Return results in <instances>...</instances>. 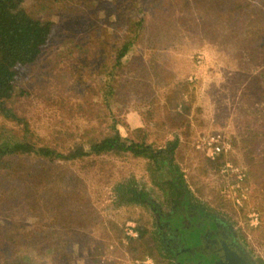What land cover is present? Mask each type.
<instances>
[{"label":"rangeland","instance_id":"obj_1","mask_svg":"<svg viewBox=\"0 0 264 264\" xmlns=\"http://www.w3.org/2000/svg\"><path fill=\"white\" fill-rule=\"evenodd\" d=\"M23 8L55 26L38 60L15 69L6 102L18 120L0 115V143L89 148L114 119L125 137L175 146L178 172L115 154L1 158L0 264H173L156 214L184 199L169 187L177 174L188 202L226 220L264 264V0H25ZM177 95L192 105L183 135L174 127L186 122L169 114ZM215 135L233 147L212 160L198 146ZM226 163L243 180L223 174Z\"/></svg>","mask_w":264,"mask_h":264},{"label":"trees","instance_id":"obj_2","mask_svg":"<svg viewBox=\"0 0 264 264\" xmlns=\"http://www.w3.org/2000/svg\"><path fill=\"white\" fill-rule=\"evenodd\" d=\"M24 1L0 0V115L13 120H18V118L7 106L6 101L11 98L13 92V84L16 79L15 69L19 65H30L38 60L43 49L49 44L55 26L53 22L42 23L40 20L29 15L23 8ZM133 45V38L124 42L116 58L114 67L121 63ZM179 100L178 96L169 114L173 116V120L186 122L184 123V125L186 124L185 126L181 124L174 127V130L183 135L184 131L190 129V121L188 119L192 105L184 99L181 102ZM104 130L103 132L107 133L100 132L101 138H89V148L75 145L68 148L65 152L58 151L49 146H38L26 139L16 142L6 141L0 143V159L9 156L28 155L45 158L50 161H75L91 156L115 154L121 157H129L131 163H138L140 161L152 163L157 167V169L155 167L151 169L153 172H160L165 164L170 173L173 169H176L177 165L173 157L175 146L156 150L151 145L125 137L120 133L114 119H110V123ZM222 156H219V159ZM176 171L178 172L177 169ZM169 185L175 197H182L184 195V201L186 200L187 189L183 186L182 174H177ZM122 190H124L123 187L119 188V191ZM129 190L130 193H136L137 191L140 192V195H144L143 189L134 188ZM134 197H136V194ZM134 197L129 198L125 202L134 201L138 203L139 201L136 200L138 197L133 200L132 198Z\"/></svg>","mask_w":264,"mask_h":264},{"label":"flooded vegetation","instance_id":"obj_3","mask_svg":"<svg viewBox=\"0 0 264 264\" xmlns=\"http://www.w3.org/2000/svg\"><path fill=\"white\" fill-rule=\"evenodd\" d=\"M185 201L172 205V211L166 215L162 210L156 214L159 225L163 219L166 221V226H160L168 229L163 252L172 255L173 264H210L222 256L225 248L243 250L257 264L226 220Z\"/></svg>","mask_w":264,"mask_h":264},{"label":"built area","instance_id":"obj_4","mask_svg":"<svg viewBox=\"0 0 264 264\" xmlns=\"http://www.w3.org/2000/svg\"><path fill=\"white\" fill-rule=\"evenodd\" d=\"M204 147V150L207 153V156L215 160L217 157L221 155H227L232 150V143L227 142L224 138L220 135L210 136L207 139H204L198 146V148ZM223 174H233L235 173L239 180H243V174L240 172L239 169H235L234 166L230 163H226V165L222 169ZM239 185H237V189ZM242 199H245L243 195L242 198H239L237 202L240 204Z\"/></svg>","mask_w":264,"mask_h":264},{"label":"water","instance_id":"obj_5","mask_svg":"<svg viewBox=\"0 0 264 264\" xmlns=\"http://www.w3.org/2000/svg\"><path fill=\"white\" fill-rule=\"evenodd\" d=\"M210 264H255L243 251H237L231 248H225L222 256H220L216 261Z\"/></svg>","mask_w":264,"mask_h":264}]
</instances>
